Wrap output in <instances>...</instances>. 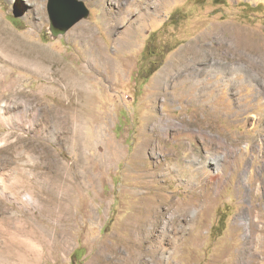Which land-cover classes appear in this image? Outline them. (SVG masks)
Returning a JSON list of instances; mask_svg holds the SVG:
<instances>
[{
	"label": "rangeland",
	"instance_id": "rangeland-1",
	"mask_svg": "<svg viewBox=\"0 0 264 264\" xmlns=\"http://www.w3.org/2000/svg\"><path fill=\"white\" fill-rule=\"evenodd\" d=\"M81 1L87 18L53 37L47 0H0L3 26L87 91L52 65L0 79V264L127 259L150 219L156 260L144 241L136 264H264V0Z\"/></svg>",
	"mask_w": 264,
	"mask_h": 264
},
{
	"label": "bare ground",
	"instance_id": "bare-ground-1",
	"mask_svg": "<svg viewBox=\"0 0 264 264\" xmlns=\"http://www.w3.org/2000/svg\"><path fill=\"white\" fill-rule=\"evenodd\" d=\"M87 30L88 28H86L85 26H80L75 30L74 34L81 35ZM25 35L23 36V35L14 34L9 29L4 27L2 22L0 21V79H2L1 85L2 83H5L6 85L4 87L6 88V90H10L12 88L13 73L11 70L13 68L19 69L23 73L24 72L43 73L46 72L47 65H52L56 69L54 71L55 76L67 80L68 83H70V85L72 86V90L69 92V94L74 93V95H76L77 97L86 100L87 91L85 90V86L83 85L81 78L78 77V75L75 73V70L69 69L65 65L56 62V60L50 53L45 51L42 47L34 44ZM14 79L17 80V78ZM51 87H55V82L54 85L53 84L51 85ZM42 90H46V88H42ZM9 113H10V106L7 103L0 104V122H2L4 125L8 127H11L12 123H11V119L9 118ZM76 145L77 144H75L74 147ZM245 149H247V147ZM224 159L225 157L223 158V156L217 159L208 157L207 162L209 164L212 163L215 167L212 173L213 175L210 174L209 178L214 180L215 177L221 175L223 170L222 169L223 165L221 164L222 161L220 160H224ZM78 164L79 162L78 161L76 162L75 160L72 165L67 164L68 165L67 167L73 169L77 167ZM166 166L167 164L165 165L163 164L158 167L159 170L163 172V175L166 176L163 182L169 181L170 175L175 171L174 168L171 167L169 168ZM198 168L204 172H206V169L208 170V168L205 165L200 163H198ZM246 180L247 179H245V181ZM151 183L153 184L154 181H150V184ZM245 184L247 185V183ZM254 189L257 192L260 190V187ZM166 210H169L168 206H166ZM247 216L248 213L246 212V218L241 217L240 220L243 222L242 225L246 229V234L251 235L250 225L251 224L253 226L256 225L255 222L252 221L251 219H248ZM157 222L153 221L152 219L147 220V226L145 227V229L141 224L135 225L134 226L136 228L135 235H134V239L131 241L130 244L131 251L129 252L128 258L121 259L117 256H114V254H112L111 255L112 257L110 256L109 260H104L106 262L105 264H136L138 259L141 260L142 256H140L141 255L140 249L144 241H147L146 250L148 252V257L152 261H155L156 253L153 248L154 245L153 241L150 238H151V232H153L158 227ZM173 223H174V217L170 215L166 223L163 224V227L161 228V232L166 235L167 232L170 231L171 228H173L172 227ZM98 261H99V257H94V263Z\"/></svg>",
	"mask_w": 264,
	"mask_h": 264
},
{
	"label": "water",
	"instance_id": "water-1",
	"mask_svg": "<svg viewBox=\"0 0 264 264\" xmlns=\"http://www.w3.org/2000/svg\"><path fill=\"white\" fill-rule=\"evenodd\" d=\"M46 10L53 37L63 35L89 14L81 0H47Z\"/></svg>",
	"mask_w": 264,
	"mask_h": 264
},
{
	"label": "trees",
	"instance_id": "trees-1",
	"mask_svg": "<svg viewBox=\"0 0 264 264\" xmlns=\"http://www.w3.org/2000/svg\"><path fill=\"white\" fill-rule=\"evenodd\" d=\"M216 4H220L222 0H214Z\"/></svg>",
	"mask_w": 264,
	"mask_h": 264
}]
</instances>
